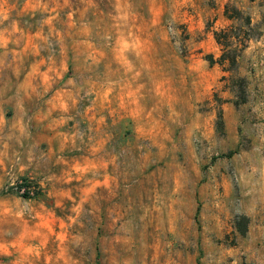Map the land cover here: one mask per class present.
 <instances>
[{
	"label": "rangeland",
	"instance_id": "1",
	"mask_svg": "<svg viewBox=\"0 0 264 264\" xmlns=\"http://www.w3.org/2000/svg\"><path fill=\"white\" fill-rule=\"evenodd\" d=\"M0 264H264V0H0Z\"/></svg>",
	"mask_w": 264,
	"mask_h": 264
},
{
	"label": "trees",
	"instance_id": "2",
	"mask_svg": "<svg viewBox=\"0 0 264 264\" xmlns=\"http://www.w3.org/2000/svg\"><path fill=\"white\" fill-rule=\"evenodd\" d=\"M218 35H219V34H218L217 32L214 33V37L216 38V40H218V39H217ZM218 43H219V40H218ZM223 60H225V58H223ZM210 63H212V62H210ZM230 155H231V153H230L228 156H230ZM38 195H39V193H38L37 191H34L32 195H30V193L27 192V191H25V192H23V193L21 194V196H22L23 198L37 197ZM197 214H198V209H197V211H196V215H197Z\"/></svg>",
	"mask_w": 264,
	"mask_h": 264
},
{
	"label": "built area",
	"instance_id": "3",
	"mask_svg": "<svg viewBox=\"0 0 264 264\" xmlns=\"http://www.w3.org/2000/svg\"><path fill=\"white\" fill-rule=\"evenodd\" d=\"M16 191H18L19 193H23L25 191L29 192L31 195L33 194L34 192V189H30L29 187H22V188H15Z\"/></svg>",
	"mask_w": 264,
	"mask_h": 264
}]
</instances>
